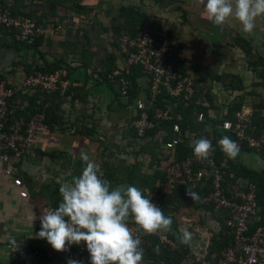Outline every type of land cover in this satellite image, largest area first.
Returning a JSON list of instances; mask_svg holds the SVG:
<instances>
[{"label": "crops", "instance_id": "crops-1", "mask_svg": "<svg viewBox=\"0 0 264 264\" xmlns=\"http://www.w3.org/2000/svg\"><path fill=\"white\" fill-rule=\"evenodd\" d=\"M40 2L34 5L39 7L37 17L48 11L50 5L48 0ZM56 4L59 13L64 9L69 15L80 16L81 19L97 14L106 26L110 25V12L113 13L121 4H136L159 23L158 31L162 35L170 36L175 43L181 44L183 56L202 61L204 66L218 74L237 75L242 79L245 89L233 91L223 81L202 74L205 82L212 86L215 101L225 111V104L236 96H243V107L252 111L255 103L264 101V83H261L262 78L257 71L264 64V16L256 18V26L251 33H245L235 18H229L222 27L213 25L207 19L200 0H60ZM79 4L87 8L84 16L77 14L73 8ZM90 12L91 16H87ZM65 24L58 16H44L38 25L42 30L39 34L44 36L39 47L41 53L36 49L20 47L10 33L0 31V71L7 80L17 82L23 79L26 62L42 63L44 58L54 61L56 54L64 53L61 42L68 37ZM98 36L96 30L89 32L90 39L98 40ZM100 37L110 51L112 32H103ZM97 43L95 41L94 45L97 46ZM105 52L102 48V53ZM254 61L260 62L258 67ZM74 65L70 76L77 82L75 91L71 89L66 95L59 91L51 94L28 91V94L13 96L9 103L15 109L26 106L31 98L35 108L44 103L51 125L47 124L48 129L40 139L28 146L21 158L14 162L15 175L23 181L21 187L16 186L13 177L6 174L10 163L0 159V264H11L20 249L36 247L45 250L48 255L52 246L46 239L37 236L41 228L39 217L44 213V206L49 204L39 190L46 183H61L82 174L85 166L80 159L81 152H87L100 167L139 161L140 168H143L145 161L150 162V155L142 148L145 140L137 137L132 126L135 107L118 99L121 98L117 88L119 82L103 80L91 70L77 63ZM262 111L264 113V109ZM24 118H17V126L22 125ZM53 151H65L78 161L65 159L64 156L52 159L47 154ZM240 159L250 168L264 169L263 154L246 149ZM76 165L81 167L79 171L74 169ZM22 190L27 191V197L20 195ZM206 213H210L211 222L218 223L212 211ZM196 225L187 230L194 236L195 242H190L191 249L196 258L201 259L211 237H207L210 233L202 231L199 224Z\"/></svg>", "mask_w": 264, "mask_h": 264}, {"label": "built area", "instance_id": "built-area-1", "mask_svg": "<svg viewBox=\"0 0 264 264\" xmlns=\"http://www.w3.org/2000/svg\"><path fill=\"white\" fill-rule=\"evenodd\" d=\"M14 0H7L0 4V25L14 33L17 40L33 43L38 33L42 32L34 19L22 14H14L12 6ZM119 59L118 67L108 77L117 80L119 96L127 105L135 107L132 126L136 135L142 141L147 132L156 126L157 121L172 124L174 136L162 143L163 153L159 155V169L164 173V179L159 183L162 194H170L178 185H187L197 188L212 180L213 190L202 201L214 206L216 210L227 209L229 216L225 218V232L233 237L232 243L227 246L221 257L214 264H264V221L251 228L255 220L259 219L260 207L257 204V186L254 182L238 178L235 171L229 170L226 161L218 162L210 155L208 158H197L193 151L178 157V146L184 140L181 125L177 119L181 115L175 112L177 98L188 104L193 102L196 92V83L190 73H183L173 65L175 48L167 35H155L147 29L140 30L136 35L122 34L118 38ZM133 65L142 67L143 76L140 79V90L134 102L129 100L131 81L122 76L129 73ZM77 82L71 78L70 69L59 68L55 71H35L17 82L0 78V159L10 163L6 169L7 176L13 177L16 186L21 187L23 181L16 177L15 163L21 158L23 151L36 143L44 131L48 129L44 114L36 113L27 122L25 129L7 128V122L13 110L10 109L9 99L17 92L41 90L48 94L60 92L65 94ZM142 89L145 95L141 96ZM162 97L163 105H156V100ZM206 104V103H204ZM153 117V118H152ZM205 119L204 112H200L198 120ZM221 129L235 134V141L240 150L245 146L264 155V128H260L253 121L252 109L243 107L235 112L233 118L226 119ZM167 133L160 130L156 137L160 138ZM229 179H234L231 181ZM27 197L26 190L20 192ZM151 201L160 207V194H151ZM55 209L51 204L44 206L46 210ZM194 217H185L186 226H192ZM129 227L134 236L145 241V234L138 228L130 217ZM165 246H175L174 241L165 231L153 234ZM208 249L204 252L203 259ZM44 264H67L69 258L91 264L85 242L71 245L69 250L59 252L50 248ZM42 254L38 250L20 249L15 254L11 264H38L36 258ZM205 260V259H204ZM205 264L206 263L204 261ZM143 264H166L164 260L143 257Z\"/></svg>", "mask_w": 264, "mask_h": 264}, {"label": "trees", "instance_id": "trees-1", "mask_svg": "<svg viewBox=\"0 0 264 264\" xmlns=\"http://www.w3.org/2000/svg\"><path fill=\"white\" fill-rule=\"evenodd\" d=\"M40 1L42 0H14L12 11L14 14H22L31 17L35 20L37 26L43 20L44 16L47 18L58 16L61 22H66L64 27L67 30L68 37L65 41L61 42V45L65 48V52H59L56 54L54 61H48L43 55H41L44 58V62L42 63L38 61L26 62L25 76L38 70L50 72L62 67H67L71 71L75 66L74 63H77L86 70H91L94 74L101 76L103 80L109 81L108 75L118 67V38L122 34L133 36L140 30L147 29L157 36L162 35L158 31L159 23L156 22L153 16L136 4H121L113 13L110 12V25L106 26L98 18L97 14L91 16V12L90 14H87V16L91 17H83L85 19H81L80 16L73 17L64 9L63 12L59 13L57 11L56 3L60 0H48L50 3L48 11L42 12V14L37 17L39 7H34V5ZM6 2L7 0H0V4H5ZM73 8L78 12L77 14H82L83 16L87 9L86 6L82 4ZM84 20L86 22L82 23ZM92 29L93 31L96 30L98 32V40L90 39L89 32ZM0 31L10 33L15 39L14 41L21 47L36 49L37 52L41 53L39 47L44 40L42 34L40 35L38 33L34 42L28 43L26 41L17 40L14 33L9 31L4 25H0ZM103 32H112V49L110 51L107 50V47L104 44V39L100 37V34ZM168 37L171 39L175 48L172 58L174 67L183 73H190L194 77L196 83V92L193 96V102L186 104L181 98H177L176 100L177 106L175 107V112L181 115V118L177 120L181 125L184 137V140L178 146V157H183L193 151L192 142L194 139H198L201 136L210 139L213 145L211 155L214 156L218 162L226 161L229 165V170L235 171L238 178L252 181L257 186V204L260 207V214L259 219L255 220L251 225V228L253 229L264 221V169L256 170L250 168L241 161V153L246 149L251 150L246 146L239 151V154L235 158H229L217 143L219 139L225 135L235 141V134L228 130L221 129L219 125H221L224 120L233 118L235 112L242 109L245 102L243 96H236L229 103L225 104L227 106L225 111L221 105L215 101L212 86L205 82L202 74L206 73L214 80L223 81L226 87L233 91L244 90L245 85L242 79L237 75L218 74L204 66L202 61L198 62L197 60H194L193 57L183 56L181 44L175 43L172 37ZM95 41L98 42L97 46L94 45ZM102 48L106 50L105 54L102 53ZM253 63L258 67L257 63L260 62L254 61ZM33 64H35V66ZM261 66V68H257V71L262 78L261 83H264V64H261ZM143 74L140 65H133L129 73L123 72L122 74L123 77L131 81L129 87V100L131 102H134L135 97L139 94L141 88L140 79ZM229 77H231V79L227 81L226 79ZM0 78L7 79L6 75L2 74L1 71ZM71 89L74 91L76 90L75 87ZM38 91L43 92L41 90ZM27 92L28 91L17 92L14 96L17 94H28ZM68 92L69 91L64 95ZM43 93L48 94L46 92ZM11 98L9 99V103ZM31 99L26 106L18 109L13 108L9 104L10 109H12L13 112L7 122L8 129H14L15 127L19 128V126H17V118H20L21 116H24L25 118L23 123H21L22 125H20V129H25L27 122L36 113L44 114L45 122L51 125L49 111L45 108L44 103H41L39 108H35ZM156 105H163L162 97H159V99L156 100L155 106ZM254 107L253 121L258 124L260 128H264V113L262 111L264 109V101L255 103ZM200 112H204L205 114V119L202 121L198 120ZM156 123V126L147 132L145 143L142 144V148L146 150L151 157L149 162V168L151 170L148 172L143 171V169L140 168L139 161L125 165H108L100 168V170H103L102 178L110 181L111 187L113 188L117 185L131 184L139 187L146 196L154 193L160 194V208L163 213L166 216H170L173 221L171 226L172 230L166 233L176 245L165 246L153 234L145 235V241L142 242L144 257L164 260L166 264H205L204 261L209 264H214L221 257L223 250L233 241V237L225 232V218L230 215L229 211L227 209L216 210L213 205L202 201V199L213 190L211 179L197 188L187 185H178L170 194H162L160 192L159 183L163 181L164 173L158 167L160 163L159 155L163 153L162 143L172 139L174 132L172 131L171 123L162 121H157ZM162 129L167 131V133L162 135L160 139L156 137V134ZM47 155L51 156L52 159L57 160L60 156H64L65 159L70 158L74 161H78L65 151H53L49 152ZM82 164L86 166L84 162ZM74 169L79 171L81 167L76 165L74 166ZM30 179L31 178H29V180ZM229 180L235 181L234 179ZM45 185L46 186L44 188L41 187L39 191L44 193L49 204L53 205L55 208L58 207V204L62 199L59 193L60 183L53 181L46 183ZM186 188H190L193 192L197 193L199 198L197 200H192L186 195ZM194 208L200 209L204 213H206V211H212L220 226V229L214 232L210 238L208 251L204 258L205 260L203 258H196L191 249L190 243L182 244L177 239V234L183 232L182 227L180 226L183 219L185 217H193L191 214H187V211ZM185 212L186 214H184ZM27 250H38L42 254L40 259L38 257L36 258L38 264H44L45 259L48 257L46 251L43 249L32 247Z\"/></svg>", "mask_w": 264, "mask_h": 264}, {"label": "clouds", "instance_id": "clouds-1", "mask_svg": "<svg viewBox=\"0 0 264 264\" xmlns=\"http://www.w3.org/2000/svg\"><path fill=\"white\" fill-rule=\"evenodd\" d=\"M200 3L213 25L222 27L229 18H235L245 33H251L256 18L264 16V0H200ZM217 143L229 158L239 154L238 143L227 135ZM192 149L197 158H208L213 151L212 141L201 136L193 140ZM80 159L86 165L82 174L60 183L62 199L58 207L41 214L37 236L59 252L85 242L91 264H143L142 240L133 235L129 218L145 235L171 231L172 218L151 201V194L146 196L139 187L131 184L111 187V182L102 178L100 165L87 152H81ZM186 195L192 200L199 198L190 188H186ZM177 239L189 244L192 235L183 231L177 234ZM67 264L83 262L69 258Z\"/></svg>", "mask_w": 264, "mask_h": 264}, {"label": "rangeland", "instance_id": "rangeland-1", "mask_svg": "<svg viewBox=\"0 0 264 264\" xmlns=\"http://www.w3.org/2000/svg\"><path fill=\"white\" fill-rule=\"evenodd\" d=\"M144 95H145V91L142 89L141 96L143 97ZM118 99L125 103L123 98L118 97ZM100 168H102V167H100ZM142 169H143V171H147V172L150 171L151 169L149 168V162L145 161ZM184 214H186V212ZM187 214H191L194 217L193 219H195L196 221H193L192 222L193 224L190 227L186 226L187 224L185 223V221H182L180 226L182 227L183 231H188L187 229H193L194 227L197 226L196 224H199L200 229L202 231L210 233V234H207V237L208 236L211 237L214 232H216L220 229V226L218 223H214V222H211L209 220L210 213H204L200 209L194 208V209H189L187 211ZM191 242H193V243L195 242L193 235H192Z\"/></svg>", "mask_w": 264, "mask_h": 264}]
</instances>
